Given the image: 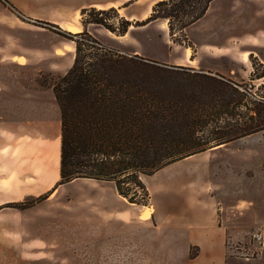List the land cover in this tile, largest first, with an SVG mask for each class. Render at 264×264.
<instances>
[{
    "label": "rangeland",
    "instance_id": "374dc122",
    "mask_svg": "<svg viewBox=\"0 0 264 264\" xmlns=\"http://www.w3.org/2000/svg\"><path fill=\"white\" fill-rule=\"evenodd\" d=\"M5 1L0 0V27L14 29L15 25L32 24L36 32H41L35 46H41L43 68L50 65L53 68L48 71L43 69L41 86L52 88V84L70 68L71 41L59 35L55 27L48 26V23L57 25L62 31L77 33L82 24L81 11L78 10L88 2H113L119 17L133 16L144 20L156 0ZM111 20L117 22L114 13ZM164 23L157 20L143 27L134 26L124 39L106 32L107 39L102 37L105 43L101 44L126 55H139L168 65L184 66L173 63H186L207 72H226L233 68L231 57L234 54L237 68H244L242 65L245 63L247 68L253 69L251 76L262 70L256 58L243 60L237 53L247 50L252 43H261V39H254L253 35L259 32L264 37V0H214L206 14L187 28L181 45L173 42ZM25 33L20 30L8 32L12 38L7 44L10 47L22 46L17 36H24ZM0 46L3 44L0 43ZM185 53H189L195 61L183 62ZM243 84L248 98L251 94L256 98L264 96V78ZM249 106L252 107L251 104ZM142 181L150 194L148 206L155 209L160 217L174 216L173 225L158 230L137 226L131 218L139 215L140 208L114 195L113 183L77 179L64 188H58L51 198L54 201L52 204L57 207L45 208L52 217L64 222L62 238L59 240V236L54 235V239L50 240L23 241L21 245L27 247V252L21 255L12 249L17 241L1 239V245H7L11 253H0V264H130L127 250L119 248L128 245L131 234H138L141 239L137 242L153 249L155 254L151 259L155 260L154 264H186L180 255L171 254L173 250L169 252L168 246L162 247L168 244V234L177 239L185 232L177 225L180 213L186 209V193L182 189L185 185L200 186L203 201L206 197L211 201L210 197L215 196L217 202L213 201V216L218 219L219 225L230 228L234 233L231 237L239 236L238 239H231L232 252L236 245L245 247L241 251L246 258L257 257L262 252L254 250L256 244L251 232L256 228L264 232V129L169 164L152 175L142 176ZM44 197L15 202L29 205L12 208L23 210ZM146 211L150 214V209L145 207L141 217ZM196 211L207 219L208 211L204 207ZM38 216L30 215L29 219L38 221ZM173 243L178 251L182 243ZM36 247H41L40 251ZM234 263L245 264L236 260Z\"/></svg>",
    "mask_w": 264,
    "mask_h": 264
},
{
    "label": "trees",
    "instance_id": "16d2710c",
    "mask_svg": "<svg viewBox=\"0 0 264 264\" xmlns=\"http://www.w3.org/2000/svg\"><path fill=\"white\" fill-rule=\"evenodd\" d=\"M213 1L158 0L148 17L135 22L119 17L113 7L85 8L83 29L77 33L47 24L75 44L72 66L52 84L61 114L56 186L82 178L110 182L129 204L148 206L150 194L142 176L264 129V96L248 98L243 83L123 54L86 29L96 24L122 36L131 25L161 20L173 42L181 45L187 28ZM112 13L117 22L111 20ZM261 69L251 80L264 78Z\"/></svg>",
    "mask_w": 264,
    "mask_h": 264
},
{
    "label": "crops",
    "instance_id": "0c3cea01",
    "mask_svg": "<svg viewBox=\"0 0 264 264\" xmlns=\"http://www.w3.org/2000/svg\"><path fill=\"white\" fill-rule=\"evenodd\" d=\"M114 6L113 2L106 4L88 2L83 4L80 9L101 10L114 8ZM125 19L131 22L142 21L141 18L133 16ZM132 27L134 26L129 27L126 34L116 36L100 25H86L87 31L100 43H105V40L102 39H107L106 32L115 38L124 39ZM13 28L0 27V32H2L0 43L3 44L0 46V240L13 239L17 241L16 246L12 249L16 251L17 255H21L27 252V247L21 245L23 241L50 240L54 239V235L55 237L59 236V240L62 238L61 230L64 227V222L52 217L45 208L57 207L52 204L54 201L51 198L59 187L63 186L64 188L71 183L56 186L60 167L61 114L53 89L41 86L43 69L45 71L53 69L51 65L43 68L41 46H35L36 40L41 37V32H36V27L32 24H19ZM18 28L20 31H26L24 36H17V39H20L18 43H22V46L10 47L8 39L12 36H9L8 32L19 31ZM82 29L81 24L78 32ZM253 38L261 39V43H252L250 45L252 47L249 46L247 50H243L237 55H241L243 60H248L249 57L256 58L255 60L261 67H264V37L258 32L257 35H253ZM70 46L69 67L72 66L75 57L74 42L71 41ZM231 60L233 68L226 72L214 70L210 73L224 76L238 83L254 81L251 80L252 67L247 68L244 63L242 65L244 68H240V66L237 68V59L234 54ZM185 61L194 62L195 60L185 53L183 62ZM173 64L196 68V66L186 63ZM203 72L208 73L207 71ZM182 189L186 193V209L180 213L181 218L177 221V225H180L185 232L177 239L168 234L166 238L168 244L163 245V248L168 246L169 252L173 250L171 254L180 255L186 264H233L235 260L245 262V264H264V232L262 230L261 243L254 241L256 244L254 250H262L257 257L242 256L241 248L245 250L244 246L236 245L232 252L231 239H238L239 236L231 237L234 233L229 230L230 228L223 224L219 225L218 219L213 216L212 205L215 196L210 197L211 201L207 197L206 201H203V191L200 186L185 185L182 186ZM6 193H11V195ZM115 194L119 196L114 187ZM42 196L46 197L23 210L8 206L15 202ZM137 207L140 208L139 215L131 218L133 224L137 226L158 230L174 223V216L160 217L156 215L155 209L152 207ZM145 207L150 209V214L148 217L142 218L141 214ZM202 207L208 211L207 219L196 211ZM215 209V214H217L216 206ZM34 214L40 215L38 221L29 219L30 215ZM140 239L138 234H131L128 245H122L119 250H127L130 264H154L155 260L151 259L155 254L153 249L146 244L138 243L137 241ZM173 241L182 243L178 251L174 249ZM127 246L128 249H126ZM39 248L41 249V247L35 249L40 251ZM5 252L11 253V249L9 250L7 245L0 243V253L5 255Z\"/></svg>",
    "mask_w": 264,
    "mask_h": 264
},
{
    "label": "built area",
    "instance_id": "2783aa9c",
    "mask_svg": "<svg viewBox=\"0 0 264 264\" xmlns=\"http://www.w3.org/2000/svg\"><path fill=\"white\" fill-rule=\"evenodd\" d=\"M251 238L257 242V243H261L262 241V233H261V228H256L255 230H253L251 232Z\"/></svg>",
    "mask_w": 264,
    "mask_h": 264
},
{
    "label": "bare ground",
    "instance_id": "6f19581e",
    "mask_svg": "<svg viewBox=\"0 0 264 264\" xmlns=\"http://www.w3.org/2000/svg\"><path fill=\"white\" fill-rule=\"evenodd\" d=\"M164 27H166V23H164ZM69 29H71L70 27H69ZM189 54V53H188ZM219 147V146H218ZM149 216V212L148 211H146V213H144V215L142 216V218H146V217H148Z\"/></svg>",
    "mask_w": 264,
    "mask_h": 264
},
{
    "label": "water",
    "instance_id": "95a60500",
    "mask_svg": "<svg viewBox=\"0 0 264 264\" xmlns=\"http://www.w3.org/2000/svg\"><path fill=\"white\" fill-rule=\"evenodd\" d=\"M213 149V148H212Z\"/></svg>",
    "mask_w": 264,
    "mask_h": 264
}]
</instances>
